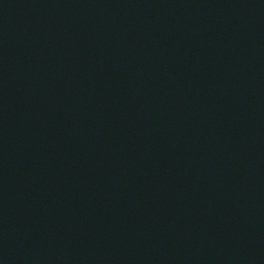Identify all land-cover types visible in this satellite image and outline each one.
<instances>
[{"label":"water","instance_id":"water-1","mask_svg":"<svg viewBox=\"0 0 264 264\" xmlns=\"http://www.w3.org/2000/svg\"><path fill=\"white\" fill-rule=\"evenodd\" d=\"M0 264H264V0H0Z\"/></svg>","mask_w":264,"mask_h":264}]
</instances>
